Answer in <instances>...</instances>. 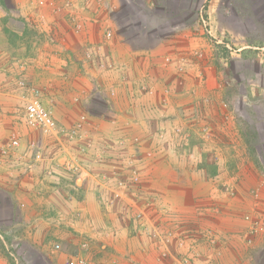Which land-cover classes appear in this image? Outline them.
I'll list each match as a JSON object with an SVG mask.
<instances>
[{
    "label": "crops",
    "instance_id": "1",
    "mask_svg": "<svg viewBox=\"0 0 264 264\" xmlns=\"http://www.w3.org/2000/svg\"><path fill=\"white\" fill-rule=\"evenodd\" d=\"M131 1L143 8V25L134 23L133 12L123 10L122 0H103L101 7L81 14V33L72 31L65 16L56 17L55 6L38 8L36 15L50 21L41 31H50L52 39L21 37V50L36 48L30 60L31 51L17 59L16 41L0 39V195L10 204L2 233L20 226V239L41 256L42 264H68L80 244L78 237L93 243L81 252L85 264H259L257 256L264 251L246 249L237 240L243 212L236 216L234 208H221L214 199L210 205L203 198L205 191L239 187L231 177L222 182L221 176L230 174V159L238 157L235 144H244L231 112L221 109L218 96L210 99L208 82L216 73L203 26L181 21L186 8L175 6L168 13L157 7V0ZM21 10L22 17L30 15ZM5 15L0 7V17ZM107 31L110 38L104 37ZM88 48L90 55L84 56ZM35 91L58 127L70 128L85 119L84 136L94 144L86 155L75 156L86 166L78 175L79 184L69 183L75 172L62 165L73 164V146L62 135L49 137L24 123L22 100ZM13 136L19 147L7 152ZM156 146L160 152H154ZM213 157L224 160V172L215 168L217 164L204 166L202 161ZM126 162L134 164L136 189L140 174L147 176L153 194L148 197H158L182 220L180 236L175 234V241L166 246L162 240L167 234L133 233L127 214L120 218L125 227L112 231L107 225L111 216L105 208L122 205L111 200L106 186L129 179ZM262 173L249 191L260 188L264 198ZM209 174L216 175L213 183L205 182ZM251 201L244 196L234 206L244 210ZM179 240L186 242L183 248ZM54 243L60 244L58 252L52 250ZM160 249H167L168 255L160 258Z\"/></svg>",
    "mask_w": 264,
    "mask_h": 264
},
{
    "label": "rangeland",
    "instance_id": "2",
    "mask_svg": "<svg viewBox=\"0 0 264 264\" xmlns=\"http://www.w3.org/2000/svg\"><path fill=\"white\" fill-rule=\"evenodd\" d=\"M122 3L124 11L126 10L129 13L133 12L135 14L132 13L131 15L133 16L134 23L138 26L143 25L146 16L142 6L140 4L133 5L131 0H122ZM102 4L103 0H0V7L6 12L5 16L0 17V39L4 40L6 38L11 39L13 42L16 41L13 49L17 59H21L28 51H31L32 54L30 53V56L29 54L26 55L29 56L30 60L34 58L33 54H36L34 53L36 48L31 46L28 50L27 48L25 51L21 50L20 42H18L21 40V37L22 39L26 38L32 41L43 38L52 39L50 31L48 32L50 36L45 31H41L42 29H47L45 24L50 21H47V16H44V14L41 16L36 15L38 8L45 6L51 10V7L55 6V10L53 11L56 17L65 16L67 19L66 23L68 26L70 25L72 31L74 33H81L85 27V20L82 19L83 16L81 14L86 11L90 12V10L94 11L96 8L101 7ZM175 6L187 9L181 21L187 23L198 21L202 24V37L206 40L207 46L209 45V57L212 56V58L210 57L212 60L211 66L216 73L214 81L208 82L209 87L207 88L210 90V99L214 98L213 100H217L218 96L221 109L225 108V110L231 112V116L239 124L238 138H242L244 141V144H235L238 157L230 159V161H233L232 168L230 167V174L226 175L227 177L221 176L222 182L228 181L227 178L231 177L232 183L240 184L239 187L236 189L233 185H225L213 193L205 191L203 198L205 202L209 203L214 199L221 208L223 204L225 207L230 206L234 208L236 216L242 212V215H244L245 210H250V205L252 206L255 202L264 201L260 188L252 190L253 194L256 193V196L249 191L250 187L256 184L254 182L258 181L256 177L258 174L261 175L263 172L262 177L264 178V0H157V7L165 9V11L169 10L168 13L172 12ZM23 8L29 11L30 15L22 17L20 10L22 12ZM75 13H77V17ZM51 15L53 13H50L49 17H52ZM42 17L43 20L41 19ZM175 21L172 22L176 23ZM22 52L23 56L21 55ZM88 54L89 48L86 49L84 56ZM15 55L13 54L14 57ZM28 64L31 65L32 63ZM212 85L215 87L212 88ZM14 102L18 103L17 100ZM22 102L24 103V99ZM192 119H195V116ZM74 128L75 126L70 128H60L57 126L56 134L58 136L62 135L66 142H69L73 146L68 151L73 158V165L77 167L76 172L69 181L71 185L76 180L78 184L81 182V176L79 177L78 175L83 172L81 171L82 167L86 168L82 161L79 162L75 159V156L80 155L82 157L86 155L93 148L94 144L91 142V139L84 136V128L80 131L77 129L74 138H70L69 135L66 136ZM56 135L50 134L46 136L55 137ZM16 137H10L9 141L16 139ZM153 149H155V153L160 152L158 146ZM147 155L150 156V153ZM135 161L140 164L139 160ZM223 161V159L213 157L212 160L208 161V159H205L202 162L208 168H214V165L217 164L215 168L220 170L221 173L225 171L223 166H221L223 165ZM127 164V167L124 169L126 171L131 170L130 174L133 176V172L136 173L134 164L133 162H128ZM139 164H137L138 167ZM215 177L216 175L213 176V174L206 175L205 182L210 181V183H213ZM242 177L244 178L243 181H241ZM139 179L141 180V184L137 186L136 191L138 192L135 200L144 216L138 220L133 218V209L126 210L127 216L129 215L128 220L131 227H128L130 230L135 234L141 233L140 235L143 237L149 236V232H152L151 227H155L156 231L160 234H168L165 233L166 231L170 235L177 234L180 231L177 227L182 225V220L175 213L172 215V210L164 207L158 197H148L150 191L147 189V176L140 174ZM216 180L218 181L217 178ZM246 181L250 183L247 188L243 186V183ZM217 183L219 184V181ZM150 194L152 193L150 192ZM244 196H247L248 200L251 199L252 201L248 202L244 210H240V207L236 209V206L239 205L238 202H242ZM8 201L7 198L5 199L0 195V264H42L44 260L41 259V256L29 251L25 246L26 242L20 239V235L22 234L20 226L14 225L12 230H6V233H2L7 229L6 223L8 221L5 219L8 216L5 210ZM210 205L213 204L210 203ZM208 207L206 206V208ZM19 208H22L20 204ZM14 209L16 211V208ZM105 209L111 216L107 225L112 231L125 227L122 226V220L120 221L124 213L122 206L110 204ZM233 212H231V215L234 214ZM208 213H211V211H208ZM170 215L173 217L168 219L167 216ZM241 220L242 216L238 221L241 222ZM110 229L108 231H111ZM164 230L166 231L163 232ZM174 230H176V233ZM177 235L180 236V233ZM237 236L239 237L237 239L238 242L246 249L256 250L257 247H260L264 251V236L256 238L250 245L246 244L242 237L240 238V233ZM175 239L163 242V245L166 246L175 241ZM78 242L80 244L76 246V251L74 250L73 252L75 255L69 257L68 264L75 260H81L84 261V264L86 263L81 252L86 251L88 247L91 248L93 243L87 237H78ZM57 246L58 248H56ZM236 246L238 248L241 247L239 244ZM94 249H97V246ZM52 250L58 252L60 244H52ZM160 252V258L168 255L167 249H160ZM181 253L178 256H181ZM195 256L193 253V257ZM257 259L259 264H264V255H258Z\"/></svg>",
    "mask_w": 264,
    "mask_h": 264
},
{
    "label": "built area",
    "instance_id": "3",
    "mask_svg": "<svg viewBox=\"0 0 264 264\" xmlns=\"http://www.w3.org/2000/svg\"><path fill=\"white\" fill-rule=\"evenodd\" d=\"M77 28H79V26H77ZM104 37L110 38L111 33L107 31ZM24 103V123L28 128L39 130L46 135L57 134V124L52 117L50 110H48L40 101L36 91L31 92V95L29 94L28 97H25ZM84 121L85 119L82 117L81 121L75 125L74 130L69 132L70 134H66V136L69 135L70 138H74L77 129L78 131L82 130ZM18 147L19 139H12L8 142L6 151L11 152L12 150L18 149ZM32 147L34 146L32 145ZM37 157L40 156L38 155ZM62 165L64 166L65 171L71 172V170H73L76 172L77 166H74L72 163L65 161ZM129 179H116L113 186H106V190L109 192L111 200H120L125 215L127 213L126 210L133 209V218L140 220L143 218L144 213L138 208V203L135 200V197H137V173L133 172V176L130 174ZM251 194H253V191H251ZM253 195L256 196V193ZM242 222L244 227L240 232V238L242 237L246 244L250 245L256 238L264 236V201L255 202L250 207L249 212L242 216ZM151 229L152 232H149L148 235L151 234L152 237L157 236L156 228L151 227ZM168 237L171 239L176 236L175 234L170 235L169 233L165 236V239L162 240V243L167 242L169 240ZM184 244H186L185 241L179 240L178 246L182 247ZM190 246L192 245H189V247ZM56 248H58V246ZM69 264H84V261L75 260L71 261Z\"/></svg>",
    "mask_w": 264,
    "mask_h": 264
}]
</instances>
